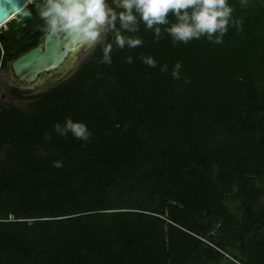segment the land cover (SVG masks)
<instances>
[{"label": "trees", "instance_id": "16d2710c", "mask_svg": "<svg viewBox=\"0 0 264 264\" xmlns=\"http://www.w3.org/2000/svg\"><path fill=\"white\" fill-rule=\"evenodd\" d=\"M40 2L1 29L3 66L40 41ZM228 4L220 44H174L169 13L158 42L143 22L123 32L136 48L108 33L69 78L1 106L0 264H264V0ZM66 118L89 139L56 133Z\"/></svg>", "mask_w": 264, "mask_h": 264}, {"label": "clouds", "instance_id": "9594fccd", "mask_svg": "<svg viewBox=\"0 0 264 264\" xmlns=\"http://www.w3.org/2000/svg\"><path fill=\"white\" fill-rule=\"evenodd\" d=\"M240 3L241 7H245L248 0H240ZM118 6L123 10L115 11L109 7L107 0H42L36 8L44 22L41 31L46 38L64 33L76 36L83 45L92 47L101 42L102 36L106 39L107 34L111 33L114 43L120 49L125 46L136 48L143 44L140 37L123 34L138 32L140 22L144 23L147 30L154 31L155 40L158 42L161 39L160 26L170 23L169 13L175 16L176 22L164 30L172 36L174 44H186L202 36L220 44L228 31L234 11L228 0H118ZM25 15L30 13L26 12ZM231 23L237 26L238 30L242 27L241 20H232ZM102 51L100 63L111 64L112 44H106ZM141 59L150 67L157 66L153 57L142 56ZM127 62H133L131 56L127 57ZM181 67L180 62L175 64L172 71L174 79L180 78ZM167 68L165 64L161 71L166 72ZM54 131L60 135H67L70 131L76 139L85 141L91 135L84 123L74 122L71 118H66L63 126L56 123ZM45 139L50 140L51 135L46 134ZM53 166L60 168L62 162L54 161Z\"/></svg>", "mask_w": 264, "mask_h": 264}, {"label": "water", "instance_id": "95a60500", "mask_svg": "<svg viewBox=\"0 0 264 264\" xmlns=\"http://www.w3.org/2000/svg\"><path fill=\"white\" fill-rule=\"evenodd\" d=\"M33 0H2L0 8V28L25 9ZM88 47L83 45L76 36H69L64 33L52 38H44L39 44L24 52L11 63L10 75H15L21 82L32 83L39 80L41 74L58 67L67 66L72 69L76 66L78 53Z\"/></svg>", "mask_w": 264, "mask_h": 264}, {"label": "flooded vegetation", "instance_id": "af4514ba", "mask_svg": "<svg viewBox=\"0 0 264 264\" xmlns=\"http://www.w3.org/2000/svg\"><path fill=\"white\" fill-rule=\"evenodd\" d=\"M107 3L109 5V7H111V0H107ZM18 21H21V18H18ZM44 38H45V34L43 33L40 41L37 44H39L41 41H43ZM35 46H33V47H35ZM1 47L3 48V51H2L3 53L0 52L1 53V56H0V76L2 75L3 79H2V81L0 80V108L3 105L9 106L11 104L15 105V106H19L20 102L27 104L29 102V100L24 99V98L21 99L18 96H16L15 93L18 92L19 89L22 90L23 94L25 96H28V97L33 96L35 94H38L40 92H44V91L52 88L53 86L63 82L67 78H69L74 73V71L77 69V67L94 52L93 51L86 59L82 60L79 65H77V63H76V66L72 69L67 68L66 65L62 66V67H58L56 69L48 71L45 75L41 74L38 81L32 82V83H26V82H21L20 80L16 79L15 75H13V74L10 75L9 70L11 69V63L13 60H15L21 54L30 50L33 47H30L28 50L22 52L21 54H19L14 59L9 60L8 63L6 64V66H3V63H2L3 57L6 55V50L4 49L3 44ZM88 48L89 47H83L82 50L88 49ZM79 53H78L77 62L80 60V54Z\"/></svg>", "mask_w": 264, "mask_h": 264}, {"label": "rangeland", "instance_id": "374dc122", "mask_svg": "<svg viewBox=\"0 0 264 264\" xmlns=\"http://www.w3.org/2000/svg\"><path fill=\"white\" fill-rule=\"evenodd\" d=\"M114 2L116 4H118V0H114ZM18 21V20H17ZM8 26L7 24L5 26H3L2 28H0V33H1V29L3 30H8ZM105 44V40H104V37L102 36L101 38V42L97 43L96 45L92 46V47H89L88 49H84L82 50L79 54H80V60L77 62V65L80 64V62L84 59H86L97 47L101 46V45H104ZM0 50H1V53H3V49L0 47ZM3 77L2 75L0 76V80L2 81ZM25 104L23 102H20L19 106H24ZM227 257H231L229 254H225ZM232 258V257H231ZM238 264H241L238 262Z\"/></svg>", "mask_w": 264, "mask_h": 264}, {"label": "snow or ice", "instance_id": "6c2138e0", "mask_svg": "<svg viewBox=\"0 0 264 264\" xmlns=\"http://www.w3.org/2000/svg\"><path fill=\"white\" fill-rule=\"evenodd\" d=\"M0 4H2V0H0ZM0 11L5 12V18H7V12H6V9L0 8Z\"/></svg>", "mask_w": 264, "mask_h": 264}]
</instances>
